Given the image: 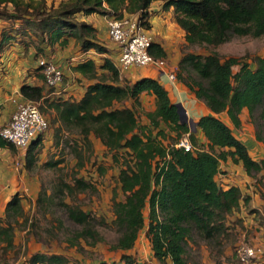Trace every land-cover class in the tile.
<instances>
[{
	"label": "trees",
	"instance_id": "1",
	"mask_svg": "<svg viewBox=\"0 0 264 264\" xmlns=\"http://www.w3.org/2000/svg\"><path fill=\"white\" fill-rule=\"evenodd\" d=\"M152 1L61 0L56 6L46 7V0H0V18L21 19L23 26L17 30L36 39V52L43 50V43L65 46L73 37L83 50L93 48L107 54L110 50L98 40L97 28L92 23L77 19L76 15L98 13L121 16L124 12L137 13L149 28L148 7ZM162 2L164 9L172 6L173 18L184 30L188 44L217 45L234 34H264V0ZM8 4L12 7L11 12L7 9ZM7 36V33L4 34L5 38ZM149 52L155 58L166 55L161 44L154 41ZM254 61L255 66L251 67L244 57H221L216 51L186 52L182 55L179 66L192 68L197 76H185L178 71L179 80L211 110V113L201 115L197 122L207 140L206 145L196 144V137L190 132L193 145L190 150L174 144L183 133L189 132V127L181 121L177 105L157 78L142 76L133 81L124 79L109 55H105L99 64L107 73H98V65L90 57L71 65L73 71L93 81L86 85L78 99L58 97L50 101L56 120L77 127L85 139L92 132L109 150L127 149L132 157L131 162L125 161L118 174L124 199L113 201V220L119 234L110 245L112 248L133 246L144 225L143 208L148 204L146 234L154 256L160 262L170 257L172 264H188L184 242L192 229H196L203 238L214 237L223 229L227 216L239 207L240 200H248V195L243 194L238 185L223 188L214 176L220 161L228 158L235 163L240 162L252 176L264 169V158L253 159L246 144L217 115L225 112L230 122L238 127L240 111L247 107L256 127V138L264 142V54L255 57ZM236 64L239 68L234 72L232 66ZM19 90L28 99L41 101L44 98L42 85L23 82ZM143 92L154 95L155 105L152 110L145 111L149 123L139 125L134 109L124 103L128 99L138 103ZM160 123L176 133L169 143H164L159 137L160 134L163 137L166 135ZM153 128H157L156 133ZM40 138L41 135L27 147L26 168L36 161ZM4 146L14 148L0 135V147ZM92 183L95 184L92 179L74 176L71 182L59 179L56 190L76 195L88 187L95 188ZM43 192V189L39 192L37 200L41 199ZM21 199L18 191L13 193L5 204L4 217L0 218V243L4 250L14 245V228L26 218ZM62 204L68 218L82 225L74 237L67 239L70 245L77 244L81 237H91L93 243L102 239L93 228L87 210L76 203L63 201ZM127 256L123 255L124 258ZM69 260L65 254L44 251H37L28 257L29 264H65Z\"/></svg>",
	"mask_w": 264,
	"mask_h": 264
},
{
	"label": "rangeland",
	"instance_id": "2",
	"mask_svg": "<svg viewBox=\"0 0 264 264\" xmlns=\"http://www.w3.org/2000/svg\"><path fill=\"white\" fill-rule=\"evenodd\" d=\"M60 1L61 0H46V7L52 5L56 6ZM1 6H3V4ZM7 9H9L10 12L12 11L10 4H8ZM76 17L78 19L79 14H77ZM22 26L23 22L21 19L11 20L0 18V42H3L0 46L1 74H10V64H8L6 58L10 54L9 50L16 53L15 47H11V45L16 46L21 44L27 50L30 47H35L36 39L34 37L30 36L29 33L25 34L22 30H17ZM6 33L9 37L7 36L5 38L4 34ZM99 35L102 38L98 37V40L110 50L107 54L99 53L93 48L83 50L77 41L71 39V43L69 45L66 44L67 46L65 45V47L70 48L69 54L63 49L64 47H61L56 43L53 46L46 48V51L43 49L36 52L35 59L38 57H46L58 62L57 59L59 58L56 55H58L57 48L60 47V49H63L60 51V59L63 61L61 66L64 72V81L69 79L78 84L83 81L81 78L83 76L80 74L81 77H79L73 73V70L71 69L73 62L85 57L93 58L98 65V73H107L104 69L99 67V64L102 63L105 55H109V57L116 62L114 52L117 50L110 48L114 43L107 35L106 24L103 26V30H101ZM13 41L17 42V44ZM28 45L30 47H27ZM180 49L182 50V55L186 52L207 53L210 51H216L221 57H227L230 55L244 57L249 65L254 67L255 57L264 54V34L259 36L234 34L231 35L227 41L217 45L188 44L187 42H181ZM26 52L27 51H25V53ZM71 57L74 58L71 59ZM135 67H145V69L150 72L152 71L151 69H157L155 64L130 66L129 68ZM129 68L119 70L120 75L124 77L125 71L130 72ZM238 68V64L232 66L234 72L238 70ZM32 69V66H29L25 72L30 75L28 71ZM178 71H181L185 76H197L192 68L187 69V66H185V68L179 66V62L175 70V78H177V80H179L177 76ZM38 74L43 78L41 72H38ZM124 79H126V77H124ZM131 79H134V77H131ZM88 80L89 79L86 78L85 83L88 82ZM179 81L182 82L181 80ZM80 85H84V83L81 82ZM186 87L188 88L187 85ZM11 89L10 92L12 93L9 92V94L16 95V93H18L14 88ZM51 91L52 88L46 87L44 98L41 101H38L39 110L46 116L49 124L47 129L41 134L36 161L30 167L26 168L25 154L27 148L24 152L17 150L15 147L0 148V159H6L9 166L10 164L13 166L17 165L19 172L25 170V172L31 177V179L28 180L27 188L25 190H19V192H22L23 194L21 201L25 210L26 218L14 228V245L12 247L4 250L2 248V243H0V264H28V253L38 250L44 252L65 253L72 262H76L73 255L80 253L83 255V260L96 257L100 258L105 254H110L107 258L108 262L101 261L100 264H119L128 261L132 263L133 260L130 258L128 259V256L124 258V254H121L120 256L117 254V256H115L118 249H114L110 246L116 241L119 234L113 220V201L124 199V192L120 188L118 182V174L120 169L124 167L125 161H132L131 153L124 148H120L117 151L109 150L92 132H90L87 136L88 138L85 139L77 127L59 123L55 118V112L52 106L49 105L52 100L51 97L56 95L52 94ZM53 98L58 97L54 96ZM191 100L189 98L180 100L175 97L171 99V101L177 105L178 113L181 117L183 116L184 119L188 121L189 126L194 129L195 121L194 118H192L193 116L189 110L188 104L192 102ZM154 103V95L144 92L140 94L138 103H133L128 99L124 104L131 106L134 109L138 124L143 125L149 123L145 111L152 110L154 108ZM115 105L117 106L118 104L116 103ZM219 117L228 121L225 112H221ZM247 122L252 124L249 123V129L245 124V120L244 122H240L238 127L232 125L231 122H228V125L231 126L233 133L236 134L240 140H242L243 137L245 138V135H247L248 132L254 135V139H257L254 122L250 118ZM159 126L160 128L165 129V137H163V134H160L159 136L163 139V142L169 143L172 141L176 133L163 123H160ZM153 132L156 133L157 128H153ZM197 142L199 141L196 140V144H198ZM262 145L264 149V143ZM229 160L232 164L231 166L235 167L233 168V171H236V173L237 171L240 172V166L243 167L242 164L240 162L239 164L235 163L231 159ZM224 164L225 163L220 167L221 173H227V168H225ZM232 174L234 173L232 172L230 175ZM6 176H8V174ZM74 176H82L86 180L92 179L95 183H92V185H94L95 188L88 187L84 191H78L76 195L61 193L56 190L59 186V179L71 182ZM254 176L259 183V190L264 194V169L255 173ZM2 182L5 184L8 183V180H1L0 183ZM4 184H1V186L3 187ZM42 189L44 192L41 194V199L37 200L39 192ZM63 201L72 204L76 203L83 209L87 210L90 213V222L92 223L93 228L98 231L102 239L93 243L91 237H81L77 240V244L70 245L67 239L69 237H74L75 232L81 229L82 225L75 223L68 218L65 207L62 204ZM3 203L4 199L0 200V207ZM236 209H234V211ZM143 213L144 225L139 231V236L145 238L146 234H144V231L145 229L147 231L149 223L148 204L143 208ZM232 215L233 214H229L227 216L224 221L223 229L212 238H203L196 229H192L191 235L184 242L187 263L202 264L201 259L203 257H206L207 259L209 258L208 263L211 261L212 264H248L254 259V257H252L248 262L241 261L238 256V247L242 244H251L256 247L259 246L257 243L254 244L255 242H253L252 239L250 241L247 240L248 238H251L255 230H258V227L250 224L251 226L248 227L250 233L248 231V235L243 239L240 232L241 228H239L241 227L239 218ZM2 217H4V215L0 216V218ZM19 219L21 220L22 218ZM144 247L146 248V246ZM142 251L144 252L145 249L142 248ZM88 263L90 264L89 261ZM204 264H206V262Z\"/></svg>",
	"mask_w": 264,
	"mask_h": 264
},
{
	"label": "crops",
	"instance_id": "3",
	"mask_svg": "<svg viewBox=\"0 0 264 264\" xmlns=\"http://www.w3.org/2000/svg\"><path fill=\"white\" fill-rule=\"evenodd\" d=\"M162 3H163L162 0H153L148 7V10L150 12L148 21L151 24V26L148 28V32L151 35L152 40L154 42L160 43L166 52V55L164 57L166 61V69L174 72L175 74V70L178 66V62L180 61V58L182 56V50L180 49L181 42H186V40L184 37V30L175 22L173 18L172 6L167 9H164L162 7ZM78 14H79L78 19L85 20L89 23H92L98 30V37L102 38L99 35V33L101 32V30H103V26H105V15H101L98 13H90V14L78 13ZM71 39L75 40L73 37H70L68 39L67 45L71 43ZM13 42L17 44V42L15 41ZM11 47H15L16 53L11 52L9 50L10 54L6 58V60L8 61V64H10L9 65L10 74L8 73L1 74L0 72V124L5 123L9 119L12 111L15 108V103L12 100V98L14 97L18 100L23 99V96L19 90V87L23 82L42 85L43 92H45V88H46L43 78L38 74L39 71L37 69V59H35L36 48L34 46L32 48L28 45L27 47H30V48L27 50L21 44H18L16 46L11 45ZM42 47L46 51V48L50 46L43 43ZM61 47H64L63 49H65V51L69 54L70 52L69 47L68 48L65 46H61ZM110 48H114L115 50H118L116 45H113ZM57 49H58L57 50L58 55L56 56H58L59 58L57 60H58V63L62 64L63 61L60 59L61 57L60 51H62L63 49H60V47ZM25 51L27 52L25 53ZM114 53H115V58H117L118 51H115ZM84 59H86V57L73 62V64L77 63L78 61L84 60ZM29 66H32L33 68L32 69L33 71L32 70L28 71L30 75L25 72L27 68H29ZM129 70L130 72L125 71L124 77H126L127 79L131 81L137 78H140L142 76H152V77L157 78L164 85V87L168 90V93L171 99L173 97L177 99L179 98L180 100H185L187 98H189L190 100L192 99L191 100L192 102L188 104H189V110L191 111L192 116H193L192 118H194V121H195L194 129H192V127L189 126L188 121H186L184 117L183 116L181 117V115L179 114L180 119L181 121L187 123L189 127V133L190 132L193 133V135L196 137V140L199 141L198 143L206 145L207 140L205 136L203 135V133L198 128L197 122L201 115L211 113V110L202 100L196 98L193 91L191 92V90L187 88L186 85H184L182 82L177 80V78H175L174 80H171L166 74V72L158 71L156 68L151 69L153 72L146 70L145 67L129 68ZM73 73L81 77L79 72L73 71ZM131 77L132 78L134 77V79H131ZM81 78L83 80L81 82H83L84 85H80L81 82L77 84L75 81H71L69 79L65 80V83L68 85L67 87L68 94H66V96L61 95L63 97L58 96V95H53V97L57 96L63 99L80 98L85 91L86 85L89 82L93 81V79H89L85 76ZM86 78L89 80L88 82L85 83ZM11 88H14V90L18 91V93H16V95L9 94L10 90H12ZM53 97L51 98L53 99ZM217 115L219 116L220 113H218ZM239 116H240L241 122H244L245 120V124L248 126V129H249L250 122H247V120H249L250 116H249L247 107H243L241 109ZM220 118L223 119L222 117ZM227 119L228 121L226 119H223V120L227 124H229L228 122H230V120L228 116H227ZM237 138L239 137L237 136ZM242 141L246 144L248 148V152L253 159L258 160V159L264 158V155H263L264 149L262 145L264 143L263 141L259 139H254V135L249 132L247 133V135H245V138L244 137L242 138ZM0 148H3V147H0ZM19 151H22V150H19ZM255 155H257L258 157ZM229 159L230 158H228L227 160L220 161L219 170L215 174L214 178L217 181V183L221 185L223 188H227L231 184L238 185L241 192L243 194L248 195L249 197L248 200L245 202L244 200L241 199L239 203V207L235 211L233 210V212L230 214H233L232 216L234 217L236 216L239 218V221L241 223L240 224L241 227L239 228H241L240 232H241V236L243 237V239L245 238V236L248 235L247 232L249 231L248 229L249 226L253 224L255 225V227H258V230H255L252 236L250 234L251 238H248L247 240L250 241L252 239V241L255 242L254 244L257 243V245L261 246V252L258 253L257 256L254 257V259H252V261L248 264H264V194L261 193V191L259 190V183L256 181V177L248 174L245 171V169L241 166H240V169H241L240 172L239 171H237V173L236 171L234 172L233 168L235 167L231 166L232 164L229 162L230 161ZM223 163H225L224 165H225V168H227V173L220 172V167L222 166ZM232 172L234 174L230 175ZM7 174L8 176H6ZM29 179H31V177L27 172H25V170H23L22 172H19V170L17 169V165L13 166L10 164L9 166L6 159H0V181L8 180V183H5V184L3 182L0 183V200L4 199V203L0 207V216L4 215L3 210L5 208V204L8 201V199L11 197V195L15 193L16 191L19 192V190L20 191L25 190L27 188V183ZM1 184H4V186L2 187ZM19 193L23 195L22 192H19ZM144 234H146V229L144 231ZM253 242H250V243H253ZM144 246H146V248ZM142 248L145 249L144 252L142 251ZM146 249H147V252H146ZM35 252L37 251L28 253V257ZM115 254H116L115 256H117V254L118 256H120L121 254L128 255L129 258L133 260L131 264H143V263L144 264H172V260L170 257H166L163 263V262H160L154 256L153 250L151 248L150 240L147 234L145 238H143V236L138 235L132 247L126 248V249H118V251ZM73 256L76 259V262H72L71 260H69L65 264H89L88 261L90 262V264H100L101 261L108 262L107 258L110 256V254L103 255L102 257H100L102 259L96 257L93 259H86V260H83V255L80 253H76ZM208 260L209 258L207 259L206 257H203L201 259V262L202 264H204L205 262L206 264H212L211 261L210 263H208L209 262ZM27 263L29 264V262Z\"/></svg>",
	"mask_w": 264,
	"mask_h": 264
},
{
	"label": "built area",
	"instance_id": "4",
	"mask_svg": "<svg viewBox=\"0 0 264 264\" xmlns=\"http://www.w3.org/2000/svg\"><path fill=\"white\" fill-rule=\"evenodd\" d=\"M105 24L109 39L116 45L118 56L116 66L124 70L130 66H146L155 64L161 72L175 79L174 72L166 69L164 58H155L149 52L152 40L148 28L142 23L137 13L124 12L121 16H105ZM74 57H71L73 59ZM38 71L43 75V81L51 93L58 96L68 94V85L64 81V72L60 63L46 57L37 58ZM63 97V96H61ZM15 108L9 119L0 124V135L19 150H25L48 127V119L39 110L38 101L12 98ZM185 150L193 149L189 133H183L174 143ZM261 252V247L251 244H242L238 247V256L241 261L248 262Z\"/></svg>",
	"mask_w": 264,
	"mask_h": 264
}]
</instances>
